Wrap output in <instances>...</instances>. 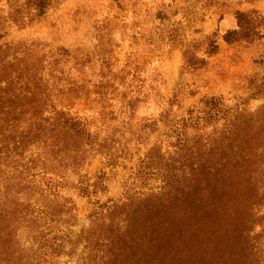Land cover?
I'll return each instance as SVG.
<instances>
[{
  "label": "rangeland",
  "instance_id": "374dc122",
  "mask_svg": "<svg viewBox=\"0 0 264 264\" xmlns=\"http://www.w3.org/2000/svg\"><path fill=\"white\" fill-rule=\"evenodd\" d=\"M239 23L247 36L224 40ZM2 43V97L24 114L14 127L0 108L21 145L0 157V242L20 264L111 262L103 239H141L143 221L183 210L175 181L196 150L253 152L242 242L264 264V0H56Z\"/></svg>",
  "mask_w": 264,
  "mask_h": 264
},
{
  "label": "trees",
  "instance_id": "16d2710c",
  "mask_svg": "<svg viewBox=\"0 0 264 264\" xmlns=\"http://www.w3.org/2000/svg\"><path fill=\"white\" fill-rule=\"evenodd\" d=\"M5 1L8 12L5 13L0 8V79L9 77L13 67V61L5 59L9 46L2 43L8 25L16 24L20 27L32 25L45 17L56 2V0ZM239 16L242 17L240 14ZM242 31L244 28L239 23V31L228 32L224 40L232 42L240 37H246L248 32L244 34ZM3 82L9 86L10 77ZM6 89L0 87V108L7 117L6 124L11 122L15 127L19 123L18 118L24 113L13 104V93L6 98L2 97ZM43 99L40 97V105ZM41 117L42 114L37 113L36 120L39 126L42 122ZM41 127L44 128L43 125ZM0 146H2L0 157L7 151L12 153L21 148L15 134L5 136V133L0 134ZM206 151L203 150L201 154ZM252 153L248 151L247 155H239L237 158H219L212 163L210 159L202 160L198 150L194 151L193 165L190 169L192 173H184L180 180L175 181L176 187L184 195L187 193L183 198L184 206L181 208L183 210L172 212L164 208L161 213L164 217L160 220L143 221L146 232L141 239L121 237L118 243H115L114 238L103 239L107 246L117 249V254L110 255L111 262L107 260L106 263L248 264V248L242 242L244 238L247 241L248 224L243 225L241 221H246L244 215L249 219L252 201L256 200L258 195L257 181L251 171L256 164L252 161ZM195 184L197 187L193 191ZM167 186L169 187V184ZM97 237L95 241L100 240L102 236L99 234ZM9 243L10 240H7L5 245H1L0 242V264H20V257H15L14 249ZM3 247L4 250L1 251Z\"/></svg>",
  "mask_w": 264,
  "mask_h": 264
}]
</instances>
